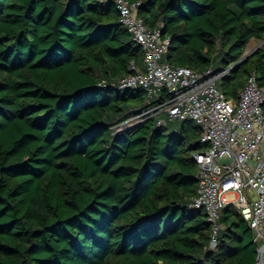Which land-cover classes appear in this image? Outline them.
Listing matches in <instances>:
<instances>
[{"label": "trees", "instance_id": "1", "mask_svg": "<svg viewBox=\"0 0 264 264\" xmlns=\"http://www.w3.org/2000/svg\"><path fill=\"white\" fill-rule=\"evenodd\" d=\"M127 1L169 40L163 62L228 71L229 99L252 75L264 88V45L236 67L264 41V0ZM132 64L143 52L114 2L0 0V264H256L263 244L236 208L212 249L190 207L193 121L118 128L150 106L144 89H119Z\"/></svg>", "mask_w": 264, "mask_h": 264}, {"label": "built area", "instance_id": "2", "mask_svg": "<svg viewBox=\"0 0 264 264\" xmlns=\"http://www.w3.org/2000/svg\"><path fill=\"white\" fill-rule=\"evenodd\" d=\"M114 2L122 24L143 52V69L132 64L119 82L120 90L144 89L150 105L118 126L124 129L152 118L158 126L169 121L195 122L204 150L193 154L197 165V191L190 207L205 210L212 226L210 247L217 246L221 212L236 208L253 232V241L264 244V88L252 75L237 99L220 88L228 71L211 67L204 73L163 62L169 48L157 27L138 15L140 3ZM157 99L152 104V99ZM167 119H162V114Z\"/></svg>", "mask_w": 264, "mask_h": 264}, {"label": "rangeland", "instance_id": "3", "mask_svg": "<svg viewBox=\"0 0 264 264\" xmlns=\"http://www.w3.org/2000/svg\"><path fill=\"white\" fill-rule=\"evenodd\" d=\"M262 43L263 42H260V41H252L248 46H247V48H246V52H245V55H247V54H249V53H252V52H254L255 50H257L259 47L261 48L263 45H262ZM157 103V99H152V104L154 105V104H156ZM160 118H162V119H167V114H162L161 116H160ZM189 121H191V120H189ZM123 123V122H122ZM121 123V124H122ZM195 123V122H194ZM190 124L189 123V125H187V129L188 130H191L193 127H196V126H198L196 123L195 124ZM168 129H167V131L168 132H171L172 130H174V131H180L181 130V127H182V124H183V122L182 121H177V122H173V121H169L168 122ZM199 127V126H198ZM182 132V131H181ZM201 150H204V149H201ZM264 245V244H263Z\"/></svg>", "mask_w": 264, "mask_h": 264}, {"label": "water", "instance_id": "4", "mask_svg": "<svg viewBox=\"0 0 264 264\" xmlns=\"http://www.w3.org/2000/svg\"><path fill=\"white\" fill-rule=\"evenodd\" d=\"M264 44V41H263V43H262V45ZM260 48V47H259ZM259 48L257 49V50H255L254 52H252V53H249V54H247V55H245L237 64H236V67L237 66H239L240 64H242L243 62H245L246 60H248V58H250L251 56H253L258 50H259ZM232 69L230 68L229 69V71H231ZM262 248H264V245H262L261 247H259L258 248V250H257V252H258V256H257V260H256V264H259V259H260V255H259V253H260V249H262Z\"/></svg>", "mask_w": 264, "mask_h": 264}, {"label": "bare ground", "instance_id": "5", "mask_svg": "<svg viewBox=\"0 0 264 264\" xmlns=\"http://www.w3.org/2000/svg\"><path fill=\"white\" fill-rule=\"evenodd\" d=\"M260 259H259V264H264V248L260 249Z\"/></svg>", "mask_w": 264, "mask_h": 264}, {"label": "crops", "instance_id": "6", "mask_svg": "<svg viewBox=\"0 0 264 264\" xmlns=\"http://www.w3.org/2000/svg\"><path fill=\"white\" fill-rule=\"evenodd\" d=\"M143 67H144V65H143Z\"/></svg>", "mask_w": 264, "mask_h": 264}]
</instances>
